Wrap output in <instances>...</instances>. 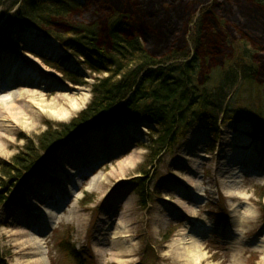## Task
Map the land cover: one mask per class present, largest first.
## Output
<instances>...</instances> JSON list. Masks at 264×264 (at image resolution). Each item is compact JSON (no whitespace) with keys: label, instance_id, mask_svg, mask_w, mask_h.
I'll return each instance as SVG.
<instances>
[{"label":"rangeland","instance_id":"obj_1","mask_svg":"<svg viewBox=\"0 0 264 264\" xmlns=\"http://www.w3.org/2000/svg\"><path fill=\"white\" fill-rule=\"evenodd\" d=\"M206 2L192 0V12L197 15L198 4ZM239 4L247 13L248 2ZM10 18L11 13L0 9V64L18 55L43 79L10 86L0 80V164L29 141L36 142L50 123L77 116L90 102L91 86L99 76L62 42ZM140 25L132 21L130 27L137 30ZM221 30L222 38L235 46L238 34L232 30L212 27L210 33ZM246 30L247 54H256L255 41L264 42V18L247 19ZM48 39H53L49 53L44 51ZM232 47L230 43L229 52ZM64 69L83 83L72 82ZM42 99L63 103L56 110L34 105ZM242 104L257 108L264 104V94L246 93ZM152 126L124 120L94 128L45 156L0 207V264H33L39 257L44 264H264V140L248 135L252 124L220 122L216 139L207 120L193 128L144 180L143 205L137 178L144 174L138 168L145 161ZM209 142L216 143L214 151L208 149ZM81 169L85 182L69 203L59 206L61 219L46 218L37 206L39 199L48 191L59 192L57 183L69 181L61 180V171L73 176ZM36 238L42 243L39 254ZM66 248H75L78 257Z\"/></svg>","mask_w":264,"mask_h":264},{"label":"trees","instance_id":"obj_2","mask_svg":"<svg viewBox=\"0 0 264 264\" xmlns=\"http://www.w3.org/2000/svg\"><path fill=\"white\" fill-rule=\"evenodd\" d=\"M191 1L0 0V9L11 13V21L62 42L99 75L91 86L90 102L77 116L50 123L36 142L29 141L0 164V207L14 187L39 169L45 156L91 129L124 120L154 125L145 144V161L138 168L144 174L137 178L143 205L144 180L202 122L210 123L216 139L220 122L246 120L253 126L248 135L264 140V104H242L246 93L264 94V42L255 41L257 53L247 54L250 44L243 37L249 35L247 19L263 20L264 0H244L247 13L239 4L242 0H206L198 4L197 15ZM132 21L140 22L137 30L130 27ZM212 27L238 34L235 46L222 38V30L210 33ZM63 71L72 82L83 83L76 73ZM215 148L216 143L209 142L208 149ZM3 251L0 246V262ZM66 251L78 257L75 248Z\"/></svg>","mask_w":264,"mask_h":264},{"label":"bare ground","instance_id":"obj_3","mask_svg":"<svg viewBox=\"0 0 264 264\" xmlns=\"http://www.w3.org/2000/svg\"><path fill=\"white\" fill-rule=\"evenodd\" d=\"M52 41H53V39L47 40L46 45L44 47L45 52H48V53L51 52L50 44ZM28 60L32 61V63H34V64L39 62V61H36L33 59H28ZM39 79H41V81H42L43 76L41 74H39V72H37V70H35L32 66H30V65L24 66L21 58L18 55H15V54H13L12 56L9 55V56H7V58L5 57V61H3L0 64V80H5L6 81L5 85L10 86L11 84H15L16 82H26V84H29V83L33 84L34 82H36ZM44 88H45V86H42V89H44ZM27 93H29L30 95H32V97H34V99H36V95L34 92L30 91ZM61 103H63V102L60 100H55L54 102L47 104L42 99L40 101L34 102V105L47 107L51 110H56V109H58V107L60 106ZM34 105H32V106H34ZM49 112L52 115L56 113V111H53V112L49 111ZM61 170H62V168H61ZM84 171H85V169H81V170H79V172L76 175H73V176L68 175L67 173H64V170L61 171L63 175L65 174V176H63L61 178V180L68 178L71 185H69V183H67L69 181H67V182L65 181V184L57 183L58 184L57 188H58L59 192L55 193L52 191H48V194L45 198L43 197V198L39 199L40 202L38 203L37 206L41 209L42 208L44 209V210H40V212L43 213L44 215L46 214L45 215L46 218L57 219L59 217V215H60L59 213L62 212V210L59 209V206L61 204L69 203L73 199V197L76 195L77 187L82 186L84 184L85 179L84 178L82 179ZM79 177H80V179H77ZM55 208L59 209V210L57 212H55L54 211ZM29 212H32L33 214L38 213L36 210H32ZM59 219H61V218H58V220ZM46 229H47L46 232L49 231L51 229V226H49ZM42 235L44 236V235H46V233L44 232V233H42ZM38 239L36 238V240L34 242L37 246L36 247L37 254L40 253L38 251L42 245V243L40 242V239L39 240ZM33 264H44V263L42 262V259H40V257H39V259L37 261H35V263H33Z\"/></svg>","mask_w":264,"mask_h":264}]
</instances>
